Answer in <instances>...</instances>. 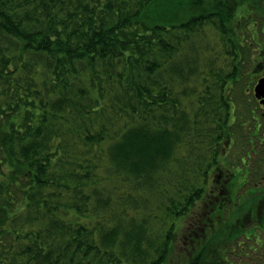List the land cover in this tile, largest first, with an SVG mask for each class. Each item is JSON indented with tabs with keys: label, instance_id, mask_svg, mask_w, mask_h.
Returning a JSON list of instances; mask_svg holds the SVG:
<instances>
[{
	"label": "trees",
	"instance_id": "trees-1",
	"mask_svg": "<svg viewBox=\"0 0 264 264\" xmlns=\"http://www.w3.org/2000/svg\"><path fill=\"white\" fill-rule=\"evenodd\" d=\"M260 42L264 0H0V264H264V158L213 181Z\"/></svg>",
	"mask_w": 264,
	"mask_h": 264
},
{
	"label": "flooded vegetation",
	"instance_id": "flooded-vegetation-1",
	"mask_svg": "<svg viewBox=\"0 0 264 264\" xmlns=\"http://www.w3.org/2000/svg\"><path fill=\"white\" fill-rule=\"evenodd\" d=\"M259 46H262V44H260ZM252 51H258V53L248 58L250 63H248L243 74V77H247V83L243 84V93L247 97L246 103L247 105H249V107H247V111L250 113L252 119V123H250V126L245 127V124L242 125L247 131L246 138H243L242 142L245 143L244 146L248 144V147L247 149L245 147L243 149L241 148L242 151H244V155H242L241 160L243 167L236 166V169L233 172L227 171V174L224 172H216V180L218 181V185H216L215 187L218 193L219 191H222V188L225 190V192L228 188L233 189L232 187H228L227 183H230L231 186L235 184L237 171L239 172V178L237 179L238 183H241V181L245 182L246 178L248 179L251 166L249 167L246 158L250 157L251 154L258 158H264V91L262 94H259L258 97L255 93V86L257 85L259 79L264 76V49H262V47H259L258 50L254 49ZM221 143L223 144V152L228 153L230 150H232L231 148L235 144V140L233 137H228ZM241 173L243 174V176L240 175ZM262 179L263 181H261V183H256L255 187L264 186V176H262ZM215 200L218 199L216 198Z\"/></svg>",
	"mask_w": 264,
	"mask_h": 264
},
{
	"label": "rangeland",
	"instance_id": "rangeland-1",
	"mask_svg": "<svg viewBox=\"0 0 264 264\" xmlns=\"http://www.w3.org/2000/svg\"><path fill=\"white\" fill-rule=\"evenodd\" d=\"M156 1H159L160 2V4H162L163 2H165L166 0H156ZM196 1L195 2H193L192 3V6L194 7L195 5H196ZM184 5H186V4H184ZM183 9H185V6H181V8H180V11L179 10H176V9H173V10H175V12L176 13H181L182 12V10ZM255 15H253L252 16V18L254 17ZM259 18L260 17H257V16H255V20H258V21H260L259 20ZM256 26H258L257 24H256V22H251L250 24H249V33L251 34L250 36H251V39H253V35L255 34V31H254V28L256 27ZM262 29V28H261ZM256 37H260L261 38V34L259 33V32H257L256 31ZM248 40V39H247ZM248 42H249V40H248ZM260 44H262L263 45V42H260L259 43V45ZM256 46V45H255ZM260 47V46H259ZM259 47H256L255 49L256 50H258L259 49ZM258 53V51H255V52H253V51H248V52H246V54L245 55H247V54H250V57L251 56H254V55H256ZM249 58V57H248ZM247 83V77L246 76H242L241 77V79H238L237 81H236V83H234L233 84V86H232V90H231V100H232V103H231V105L233 106L232 107V111H233V109H234V113H233V116H231V118H230V132L233 134V138H234V140H235V144L232 146V150H231V155L232 156H235L236 157V159L238 158V157H240L241 155H244V151H242V149L245 147L246 149H247V147H248V144H246L245 146H244V144L245 143H243L242 142V139L243 138H246V134H247V131L245 130V128L244 127H242V125H240V124H243L244 122H245V120L247 121L248 120V111H247V107H249V105H247V103H246V101H247V97H246V101H245V99L243 98V96H242V94L240 93V89H242L243 88V84H246ZM232 93L233 94H236V95H232ZM238 95L240 96V97H238ZM235 115V116H234ZM251 121V120H250ZM232 137V136H231ZM242 148V149H241ZM256 159V158H255ZM255 160H254V157H252V159H250L249 161H248V163H249V167L250 166H252V164H253V162H254ZM261 165H262V163H261ZM217 178H216V176L214 175L213 176V181H217L216 180ZM252 181V180H251ZM250 181V183H249V187L250 186H252V183L253 182H251ZM260 181H263V179L262 180H260ZM258 182H259V180H258ZM217 185V184H216ZM215 185V186H216ZM245 186V185H244ZM234 191V190H233ZM231 198H232V200H234V199H236L235 197H234V195H232L231 196ZM197 209H200L199 208V204L197 205ZM247 227H249V226H247ZM194 229V228H193ZM190 230V229H189ZM197 232L196 233H200L199 232V230H197V229H195ZM250 231H252V230H250ZM249 231V232H250ZM249 232H246L247 234H249ZM261 232H259V231H252V235L257 239L258 237H259V234H260ZM262 236V240L264 239V235L262 234L261 235ZM238 242H240L241 243V245H240V247H242V249H241V251H242V255H241V257H238V258H236L234 261L235 262H238L239 264H245L246 263V261H248V263H249V261H251L252 259H254L255 258V254L254 253H252V251H248L247 250V248L246 247H248L247 245H251V242H249V241H246V239L243 237L241 240H238ZM177 246H179L180 248H178L177 250L179 251V250H181V247L183 246V244H182V238H181V240L179 239L178 240V243L176 244ZM176 251V250H175ZM234 251H237V249L235 248V250ZM259 251H262V250H259ZM246 254V255H245ZM240 258V259H239ZM171 264H176V262H175V260H173V262H171Z\"/></svg>",
	"mask_w": 264,
	"mask_h": 264
},
{
	"label": "water",
	"instance_id": "water-1",
	"mask_svg": "<svg viewBox=\"0 0 264 264\" xmlns=\"http://www.w3.org/2000/svg\"><path fill=\"white\" fill-rule=\"evenodd\" d=\"M264 91V76L259 79L257 85L255 86V93H256V96L258 97L259 94H262Z\"/></svg>",
	"mask_w": 264,
	"mask_h": 264
}]
</instances>
